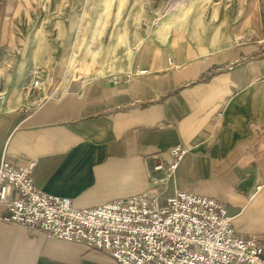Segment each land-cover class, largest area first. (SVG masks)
<instances>
[{"label": "crops", "instance_id": "1", "mask_svg": "<svg viewBox=\"0 0 264 264\" xmlns=\"http://www.w3.org/2000/svg\"><path fill=\"white\" fill-rule=\"evenodd\" d=\"M47 1L0 0V163L33 161L36 188L85 208L145 191L162 176L154 163L180 144L187 152L161 197L183 190L213 198L238 234L263 239L264 0H234L214 11L212 25L190 9L168 11L116 81L49 69L31 41ZM34 68L52 77L38 101L21 90ZM0 264L117 263L0 220Z\"/></svg>", "mask_w": 264, "mask_h": 264}, {"label": "built area", "instance_id": "2", "mask_svg": "<svg viewBox=\"0 0 264 264\" xmlns=\"http://www.w3.org/2000/svg\"><path fill=\"white\" fill-rule=\"evenodd\" d=\"M115 76L114 81L119 78ZM51 81L46 71L34 68L31 81L21 90L38 101V90ZM2 111H6L4 91H0ZM186 152L177 144L168 150L169 159L154 163L162 176L152 179L145 191L85 208L36 188L33 161L18 165L3 159L0 220L99 250L117 264H264V238L238 234L223 203L183 190L161 197V188Z\"/></svg>", "mask_w": 264, "mask_h": 264}, {"label": "rangeland", "instance_id": "3", "mask_svg": "<svg viewBox=\"0 0 264 264\" xmlns=\"http://www.w3.org/2000/svg\"><path fill=\"white\" fill-rule=\"evenodd\" d=\"M233 3L234 0H50L42 6L44 15L36 19L33 28L39 32L32 34L31 41L41 44L49 69L68 79L120 75L132 69L139 43L168 11L190 9L201 14L199 20L212 25L214 11L226 10ZM259 6L264 9V2L259 1Z\"/></svg>", "mask_w": 264, "mask_h": 264}]
</instances>
